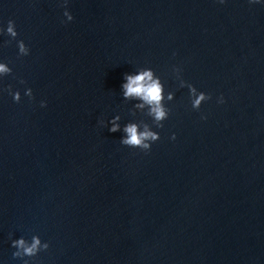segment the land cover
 <instances>
[{"label": "water", "instance_id": "95a60500", "mask_svg": "<svg viewBox=\"0 0 264 264\" xmlns=\"http://www.w3.org/2000/svg\"><path fill=\"white\" fill-rule=\"evenodd\" d=\"M68 9L62 23L60 0H0V22L14 20L31 49L18 58L0 36L13 69L0 86L21 90L19 103L0 94V261L22 264L9 233H35L50 247L32 264H264V6L69 0ZM173 64L211 93L199 111L176 88ZM137 66L175 91L147 153L97 122L140 118L119 93Z\"/></svg>", "mask_w": 264, "mask_h": 264}, {"label": "clouds", "instance_id": "9594fccd", "mask_svg": "<svg viewBox=\"0 0 264 264\" xmlns=\"http://www.w3.org/2000/svg\"><path fill=\"white\" fill-rule=\"evenodd\" d=\"M218 3L224 4L225 0H217ZM251 4L264 6V0H247ZM69 0H60V6L63 7L62 23L71 22L73 16L68 9ZM0 36H7L8 39L3 44L15 41L17 57L30 55V47L23 39H17L15 21L8 19L6 23L0 22ZM175 55V53H173ZM182 68L179 65L171 66V75L176 81V88L187 89V99L191 109L199 111L202 103L212 99L209 92L197 88L193 83L183 78ZM13 69L10 62L0 59V85L3 84L5 77L12 75ZM19 84L25 85L23 95L30 101L34 99L33 90L27 86L26 81L20 77ZM7 92L12 101L19 103L21 101V90L8 84L0 86V94ZM119 93L124 101L131 102L130 114L139 119H130L121 123V115L116 113L107 120L99 119L97 122L102 127L107 128L110 133H120L119 143L132 149H138L144 153L151 150L152 145L160 139L158 129L164 127L163 122L169 118L171 112V103L175 99V91L167 87L166 81L161 78L157 72L149 66H137L134 70L124 72L120 84ZM225 102L223 94L216 97L217 104ZM45 100H40V107L46 106ZM200 119H207L206 114L201 113ZM170 140L176 139V133H171ZM10 247L14 249L11 253L13 259L21 260L22 264H32L33 258L37 257L40 252L49 249L50 244L47 240H42L38 234H32L30 238L24 235L13 238L9 233ZM0 264H3L0 261Z\"/></svg>", "mask_w": 264, "mask_h": 264}]
</instances>
